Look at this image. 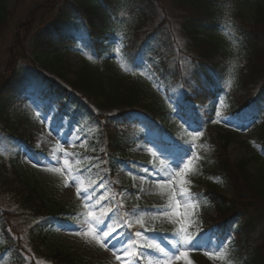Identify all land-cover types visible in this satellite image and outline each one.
I'll use <instances>...</instances> for the list:
<instances>
[{"label": "trees", "instance_id": "1", "mask_svg": "<svg viewBox=\"0 0 264 264\" xmlns=\"http://www.w3.org/2000/svg\"><path fill=\"white\" fill-rule=\"evenodd\" d=\"M8 1L0 0V29L8 23ZM70 2L31 33L22 62L11 66L5 60L0 67V192L14 208L0 215V229L11 242L9 248L0 241V257L9 250L15 264H90L52 236L77 213L60 204V187L49 188L18 167L23 139L3 109L31 89L77 122L86 140L81 168L88 187L110 183L115 173L130 168L131 150L143 139L194 145L206 188L194 190L202 194L199 204L206 215L217 208L226 214L206 222L224 225L218 238L236 227L220 264H264V163L253 170L249 158L231 160L230 134L207 143L193 136L178 139L174 126L157 124L172 120L174 111L202 122L199 106L221 96L228 114L257 120L256 158L264 157V0H173L179 7L174 16L162 0ZM69 50L81 54L83 67L71 71ZM24 143L35 150L34 141ZM218 177L232 189L238 209L224 197ZM145 209L150 207L142 204L129 212L137 219Z\"/></svg>", "mask_w": 264, "mask_h": 264}, {"label": "rangeland", "instance_id": "2", "mask_svg": "<svg viewBox=\"0 0 264 264\" xmlns=\"http://www.w3.org/2000/svg\"><path fill=\"white\" fill-rule=\"evenodd\" d=\"M162 2L169 11V15L174 16L177 11H179L178 5L174 4L173 0H162ZM70 3V0H9L8 23L4 28L0 29V67L5 65L6 62H2L5 60H10L8 63L11 66H16L17 62H22V57L26 55L29 49L28 39L31 33L40 26L46 24L58 11V6ZM18 49H20V51ZM66 58L71 65V71H75L84 66L81 55L76 52L69 51L66 54ZM3 89V86L0 85L1 95ZM146 101L150 102L149 105L151 106H159L154 99H147ZM161 107L165 108L164 105H161ZM226 107V100L222 98L214 99L208 105L202 107L201 113L206 124L205 127H200L202 135L198 136V138H203L209 143V141H211L210 139L220 141L225 135L230 134L227 146L230 159L239 160L249 158L250 165L252 169L255 170L259 163H264V157L260 159L256 158L260 149V140L258 138L259 124L257 122L243 124L239 119L225 115ZM217 110L220 112V117L216 116ZM3 112L13 120L17 128V133L22 136L23 140L27 139L34 141L39 151L51 153V159L49 160L55 161L59 159L60 161V163L55 166L49 164L44 167H34L29 158L32 157L34 160L36 157L32 151L24 147L21 151L20 164L18 165L21 171L36 175L44 181L49 188L60 187V191L57 194V199L60 201V204L65 207H72L74 211L78 213L68 219L66 225L57 226L56 229L53 230V238L56 239L59 244L64 245L68 250L77 253L89 261L90 264H128L131 260L130 257H125L122 252H118L117 255H121V261H117L111 250V245H109V248L105 249L94 241L91 235H85V231H91L88 221L96 219L94 215L91 217L88 216V212L94 210L96 203L92 196L91 206L86 208L85 200L77 195V187L80 188L81 192L90 191L85 188L83 177L75 172L76 167L81 164L80 151L85 142V139L80 136L76 127L70 125L64 119H55L57 112L54 109L46 110L39 100L29 95H25L22 99L9 103L3 109ZM221 118L229 119L230 124H224ZM1 120L2 118H0V121ZM212 120L221 122L212 123ZM182 124L184 123L182 122ZM237 125L240 127H236ZM176 126L179 127L180 124ZM196 127L197 126L194 128ZM181 132V134L184 135V132ZM150 146V144L135 146L131 151L130 157L135 163L145 160L151 155V151L154 152V150H150ZM64 153H68L69 155L64 156ZM149 159L150 161L154 160L152 157ZM43 161H48V159H43ZM65 161L67 162L65 163ZM54 167H58L60 171H55ZM198 171L196 158H194L185 179L191 182L189 185L191 190H206L205 181L198 176ZM73 177L76 178V184L70 183ZM156 179V176L150 178L149 176L135 174L133 178H130V182H128V176L121 171L113 176V189L117 191L122 190L119 195L126 204L128 194L126 193L127 191L123 190L122 185H129V183H131L130 188L139 192L138 197L142 199L143 203L153 205L156 209H164L167 208L169 204L167 195L168 188L161 186L160 183L156 182ZM217 180L218 187L223 192L224 197L232 200L237 207L238 205L236 204L234 193L230 186L221 177H218ZM108 190V187L103 186L99 189V192L101 195H105ZM250 193L253 194V192ZM130 202L135 204L138 203L139 200L133 197ZM105 204L108 205L109 201L105 200ZM217 209L211 210L209 215L204 214L206 219L215 221L226 215H223V212ZM235 209H238V207ZM13 211L14 208L10 200L0 192V215L2 213L3 216L14 213ZM179 211H184L183 207H181ZM195 213L196 215L193 216V219L201 221L202 230L204 232H209V230L205 231L203 229L204 215L198 207L195 209ZM153 223L161 226V229L165 230H176V227H178L173 226L168 219L164 217L154 219ZM68 226H76L81 230L80 234L77 235L74 232L67 231L66 228ZM93 228H95V225H93ZM212 233L213 231L211 230L210 234ZM116 234L117 232H113L112 236ZM124 239L127 238L124 237ZM0 241L11 248V242L6 239L1 229ZM172 244L174 243L168 244L162 241L160 242V246L165 248L166 251L170 250ZM127 246L129 251H131L129 243ZM188 255L193 264H219L220 261V259H210L205 256L202 251H190ZM158 259L163 261V255L161 253L149 258L145 263L133 261V264H156ZM0 264L15 263L8 252L3 255ZM174 264H185V261L181 258L176 260Z\"/></svg>", "mask_w": 264, "mask_h": 264}, {"label": "snow or ice", "instance_id": "3", "mask_svg": "<svg viewBox=\"0 0 264 264\" xmlns=\"http://www.w3.org/2000/svg\"><path fill=\"white\" fill-rule=\"evenodd\" d=\"M116 51L119 52L120 49H116ZM89 59H91V57H89ZM141 75H143V72H141ZM216 116L220 117V112L218 110L216 111ZM181 118L183 119V117ZM221 120L226 125L230 124V120L227 118H221ZM211 122L217 123L221 121L212 120ZM236 127L240 126L237 125ZM189 134L192 135L193 138L202 135L200 126L198 125L196 128L192 129V132ZM148 143L152 144L163 159L160 160L161 167L159 169L153 168L150 172L149 169L145 168L144 172L149 175L155 173L157 178L156 182L168 188L167 195L169 199L168 207L156 209L152 213V218L164 217L167 218L173 226H178L172 237L175 243L170 246L169 251H166L165 248L161 247L158 243L149 244V247L156 249L157 252L163 255V261L158 259L156 264H174L176 260L181 258L184 259L185 264H193L188 255L190 251H202L203 254L210 259H224L226 255L225 250L233 240L232 232L236 230V227L233 226L229 234L223 236V238H218L215 234H210L211 230H209V232H204L202 230L201 221L193 219V216L196 215L195 209L199 206L202 194L193 193L189 187L191 182L185 179V177L192 166L193 159L198 158V154L194 150L195 146H173L163 140L158 142L153 140L148 141ZM68 155V153H64V156ZM29 159L34 167H44L49 164L55 166L60 163L59 159L55 161H43L38 157L34 160L32 157ZM66 162L67 161H65V163ZM54 170L60 171L58 167H54ZM70 183L76 184V178L73 177ZM100 187H103V185L101 184ZM77 195L85 200L86 208L91 206L93 193L88 191L81 192L80 188L77 187ZM100 199H104V197L101 196L95 203L99 204ZM181 207H183L184 211H179ZM144 215L145 214L142 213L136 220V223L139 224L141 228L144 227ZM88 216H93V213L89 211ZM101 217L103 218H96L88 221L91 231H85V235H91L92 239L105 249L109 248V245H111V250L117 261H121V255H117V253L122 252L125 257L131 258L128 264H133L138 254L129 251L127 246L132 240L133 234L117 232L115 236H112V233L116 232V228L112 223L105 222L107 217L103 209L101 210ZM93 225H95V228H93ZM123 226L124 225L121 224V228H123ZM127 226L129 228L131 227L130 224ZM66 230L74 232L77 235L80 234L81 231L76 226H68ZM141 235V231H136L134 233L135 237H140ZM125 236H127V239H124ZM140 255L142 256L143 254L141 253Z\"/></svg>", "mask_w": 264, "mask_h": 264}]
</instances>
